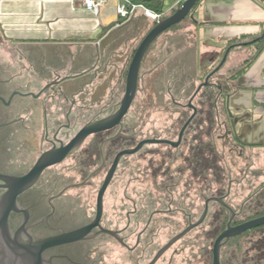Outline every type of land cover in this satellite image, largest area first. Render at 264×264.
I'll list each match as a JSON object with an SVG mask.
<instances>
[{
  "label": "crops",
  "instance_id": "1",
  "mask_svg": "<svg viewBox=\"0 0 264 264\" xmlns=\"http://www.w3.org/2000/svg\"><path fill=\"white\" fill-rule=\"evenodd\" d=\"M82 1L0 0V44L13 53L19 66L27 62L25 73L18 75L9 74L5 63L0 65L7 72L6 77L19 85L22 82L44 85L52 73L65 76L74 71L83 75L91 66L109 58L105 71L98 73L85 87L86 106L80 120L84 124L107 112L120 100L129 58L155 22L141 9L122 21L117 13L120 0H107L97 15L86 9ZM183 1L161 0L162 14H171ZM112 24L115 26L102 34V30ZM263 31V0H199L190 18L166 30L150 45L141 62L136 97L143 93L142 104L151 110L171 104L172 97L185 102L203 81L205 71L220 61L231 41H249ZM248 60L249 63L244 64ZM220 73L225 76L235 73L233 80L239 82V91L231 99V110L246 113L250 122L254 121L258 129L264 131V49L258 54L255 47L233 49ZM36 88L31 84L33 91ZM75 88V83L68 85L65 91L70 99L67 102L62 99L65 103L61 101V104H71ZM31 106L32 103L27 104L20 115L26 122L25 137L32 133V119L40 123L44 117L41 106ZM222 108L225 110L224 104ZM131 127L124 122V128ZM224 143L217 142L216 148ZM237 148V155L230 153L226 160L227 169L232 176L234 168L242 169V165L248 164L245 173L252 175L249 179L256 190V211L264 210V145ZM115 178L123 179L119 175ZM243 182L228 181L232 195L236 183ZM232 244L222 248L224 262L230 257Z\"/></svg>",
  "mask_w": 264,
  "mask_h": 264
},
{
  "label": "water",
  "instance_id": "2",
  "mask_svg": "<svg viewBox=\"0 0 264 264\" xmlns=\"http://www.w3.org/2000/svg\"><path fill=\"white\" fill-rule=\"evenodd\" d=\"M198 2L199 0H184L174 12L166 16L162 14L160 19L154 21V26L142 37L139 44L134 49L131 57L129 58V63L127 65L125 74L124 92L120 100L116 102L107 112H105L107 113L106 115L103 113L97 117L90 118L89 121L82 124L67 140L62 139L61 135L64 130H69L72 126L69 122L62 124L63 113L60 99H63L66 102L70 99L65 90L68 88V85L71 82L75 83L76 88L72 93L73 100L70 104V107L66 111L65 117L67 120L69 117L77 119L78 116L82 114V110H84L86 106L85 99L87 91L85 87L96 78L98 73L105 71L106 67L110 63L109 58L102 60L99 65L91 66L84 73H82L83 75H77L78 73H73L74 71H70L69 75L65 76H61L56 72L52 73L50 81H46L44 85H40L41 83L38 84V82L33 83L37 86V90H31L30 83V86L28 87L29 90L27 92L13 93L7 99L6 104L9 105L12 102L13 97H15L17 94L18 97H15L17 107H25L29 103H32V108H39L41 106L45 119L44 140L49 143V147L44 149L37 156L34 163L23 174L10 175L0 173V188L4 190L0 196V234L8 245L14 241L17 248L26 252L21 255L28 257V264H44L45 259L42 255L43 252L58 248L60 246L92 239L100 233L108 234L109 236L116 238L121 245L126 246L122 239L118 237L116 232L102 229V226L99 223L103 215L105 192L116 174L120 161L122 158L132 156L140 152L147 145H167L174 149L178 148L182 142L186 129L197 115V107L194 104V99L200 94L203 88L212 87L216 92V108L217 103L222 100L225 106L228 122L224 124L225 131L219 138L224 139V145H227L230 139L236 143H239L236 129V123L239 120L234 119V112L231 110V106L229 105V98L233 92L235 84V81L233 80L235 73L225 76L221 75L220 71L225 64L229 53L233 49L245 48L246 46L252 45L256 41L263 39L264 31L260 36L252 40L238 41L230 44L223 51L220 61L212 69L205 71V77L203 81H201L193 89L187 100V103L185 104V107L191 110V114L181 126L176 140L160 137L143 138L139 140L133 147L123 148L116 152L97 191L94 217L90 223L71 231H60L59 234L50 236H35L26 232V229H30L31 227H34L38 224V222H33L28 227H25L30 219L36 220L35 218L40 215L37 212L42 208V204H39L32 213V216H30L29 208L23 207L22 204L18 202V197L25 194L30 188H32L44 171L50 167L62 163L68 157L80 150L88 138L98 133L110 131L114 128H117V133L121 132L124 127L125 118L137 95L138 84L140 80V66L144 55L146 54L150 45L166 30L179 24L185 18H190L191 11ZM114 26L115 24L105 27L102 30V34H106ZM47 78H49V76ZM40 82L43 81L41 80ZM29 97L32 98V102L29 100ZM0 100L5 102L6 99L1 95ZM18 111H20V109ZM47 117L49 118V121H47ZM17 121H19L20 127L16 129V131H25L24 128L26 126V122L24 119L19 117L17 120H14V122ZM217 124L219 125V122ZM49 130L51 133H49ZM20 145V142H18L15 145V148L20 149ZM210 202H216L220 204L229 213V218L225 229L216 237L213 242L211 249V264H221V248L228 240L264 225V215L235 224L234 218L236 213L232 207L226 203L224 197L213 196L207 198L205 200L204 208L200 217L196 221L188 223V225L182 231L174 235L165 245L160 247L148 264H156L158 259L164 255L166 251H168L176 242L181 240L190 231L200 226L208 214ZM11 213H22L23 215L22 223L14 234V237H12L10 234L11 229L8 223ZM96 228L101 232L91 235V232ZM21 233L26 235L28 240L31 241L29 244L20 242L19 238L16 237V234ZM10 249L13 250V246H11ZM53 258L55 259L56 257L48 258L50 264H54L52 261Z\"/></svg>",
  "mask_w": 264,
  "mask_h": 264
},
{
  "label": "flooded vegetation",
  "instance_id": "3",
  "mask_svg": "<svg viewBox=\"0 0 264 264\" xmlns=\"http://www.w3.org/2000/svg\"><path fill=\"white\" fill-rule=\"evenodd\" d=\"M6 73L7 72L4 70V67L0 65V96L2 95L6 99L5 102L0 100V173L10 174V175H21L24 172H26L34 162L29 164L26 170L20 172L17 170V167H19V165L17 162L14 161L13 154L21 153L27 156L28 154H32L33 151H35L36 153L37 151L35 147L37 146L36 144L41 145L45 143L49 145V143H47L44 140V133H45L44 117L42 119V122L40 123H36L34 122V118L32 119L33 129H32V133L30 134L31 136L28 135L25 137L24 131L22 130L16 131V129H18L20 126H19V121L14 122V120H17L20 117L25 107L22 106L19 108L16 106L15 101L16 98L18 97L17 94L15 95L16 98L13 97L12 102L9 105L6 104V101L13 93L27 92L29 90L28 87L30 86V83L33 84L34 82H27L28 85L27 83L24 84V82H22V84L19 85V82H17L16 80L7 78ZM47 81H50V79ZM239 88H240L239 82L235 81L233 92L229 98V105L231 103V99L234 96V94L238 93ZM35 90H37V88L34 89V91ZM29 100L32 101V98L29 97ZM171 100H172L171 104L175 105V107L178 109L179 114L183 110H186L187 107H185V104L187 103L188 99L185 102H181L180 100H175V98L172 97ZM61 101L63 100L60 99V102ZM220 104L221 106H219ZM222 104H224L223 100L217 103L216 120L217 121L219 120L218 121L219 125L218 124L216 125L215 131L216 129H218V127H220L219 129H221V134L223 135L225 131L224 124L228 122V117L226 115V112H224L225 110L222 108ZM61 105H62L61 109L63 113L62 124H66L67 122H69L70 125L72 126L71 127L72 129L74 125L77 124V122L82 119L83 116L82 114H80L77 119L69 117L67 120L65 114L68 108L70 107V105L67 103ZM19 109L20 111H18ZM106 114L107 113H105V115ZM234 115H235L234 119L239 120L236 123L239 143H236L232 139H230L226 147L228 149L233 150L234 148L237 147L244 148L247 146L251 147L255 145L257 146L264 145V131L258 129L257 126L258 124L255 123L254 121L250 122V119L247 118L246 113L234 112ZM47 121H49L48 117H47ZM71 129L66 131L64 130L61 135V138L64 139L63 136H66ZM219 129L218 131H220ZM215 131H214V135H215ZM49 133H51L50 130ZM221 134L216 135L215 137L213 135L214 142L224 141L223 138H219L220 136H222ZM18 142H20L21 144L20 149L15 148V145ZM160 146H167V145H160ZM216 146L217 143H215V147ZM21 148L24 149L21 150ZM171 149L174 150V148ZM218 149L216 148L217 152ZM231 150H229L228 155L230 153L232 154L233 151ZM218 153L222 158V155L224 153L221 152ZM105 162H106L105 157L104 155H102L100 162L96 161L93 166L86 168L84 170L80 169L81 176L79 181H75L73 177L71 178H67V177L65 178L61 176L48 177L46 176V171H44V173L40 176L36 184L32 188H30L25 194L20 195L18 197V202L21 203L23 207L29 208L30 216H32V213L34 212L35 208L39 204H42V208L39 209V211L37 212L40 215H38L37 218H35L36 220L30 219V221L25 225V227H28L33 222H38V224L35 225L34 227H31L30 229H26V232L28 234H32L35 236L38 235L50 236V235L59 234L60 231H71L73 229L82 227L90 223L94 217L96 195L101 184L98 186V189L95 191L96 193L94 196V209L91 214L87 215L85 213V210L82 209V206L78 205L79 202L75 204V201H79L78 198H80L83 195L82 192L84 188L104 168ZM84 171L86 172L85 174ZM114 179L115 176L113 180ZM112 182L110 183L109 187L111 186ZM109 187L107 188L105 195L108 192ZM126 190H128V186L124 187L122 192L123 195L125 194ZM3 191L4 190L0 188V196L3 193ZM112 192L114 193V191ZM213 193L210 196H207L203 199L204 203L207 198L217 196L215 195V193L214 194ZM105 195H104V199H105ZM217 197H224L226 203L232 207V209L236 213L234 221L235 224H237L236 223L238 217L237 209L239 208H235V206H233L234 203L233 196L230 193H226L224 189V194L222 196H217ZM204 203H203V208H204ZM213 204L220 205L216 202H210L209 211L204 222L195 229L202 228L204 225L208 226V230L210 229L211 214H212V212H210V208L212 207ZM132 207L130 208L131 210L129 211L127 210L126 207L121 208L119 210L120 215L117 216V220L108 217L104 213V208H103V215L99 222L100 225L102 226V229L116 232L118 237L122 239V241L126 244L127 247L121 245L116 238L111 237L108 234L100 233L101 231L96 228L91 232V235L97 233L100 234L92 239L60 246L58 248L43 252L42 255L45 259L44 264H50L48 260V258L50 257L51 258L56 257L55 259L54 258L52 259L54 264H121V263L148 264L152 260L156 252L160 249L159 244L154 245L156 243L155 236L160 237V224H159L160 210L153 211L149 215V217H147L145 222L141 225L140 220L138 219L139 216V214L137 213L138 210L137 209L135 210ZM202 211L203 209L197 216H193L185 213L184 215L186 218V226L188 225V223L196 221L200 217ZM121 214H123V217L121 216ZM208 218H209V223L206 224ZM22 219H23L22 213L10 214L8 223L11 229L10 234L12 237H14V234L19 229L22 223ZM195 229H193L192 231H194ZM205 233H204V238H205ZM185 236L181 240H183ZM16 237H18L19 241L24 244H29L31 242L23 233L16 234ZM132 239H133V243H131ZM205 240L209 241V248L204 249L203 248L204 246L200 248V250L197 252L198 253L197 258L202 259V261L203 260L206 261L204 263H209L208 251L212 249V246H210V240H208L207 238H205ZM151 245H154L151 248L153 255L144 261L143 258L146 255V252L149 253L150 250H148V247ZM224 245L222 246V248L224 247ZM9 246L10 247L13 246V250L10 249ZM116 247L124 248L126 252L125 262H122L121 257L118 258V260L110 262L109 258H111L112 255L114 254V251L112 250H114ZM183 250L180 251L179 253H174L173 257L177 256L178 254H181ZM24 253H26L24 252V250L19 249L15 246L14 241L9 243L8 245L5 242V240L2 238V235L0 234V264H28L29 263L28 257L21 255ZM161 257L158 259L156 264H172L173 259L158 263ZM220 258H221V254H220ZM119 261H121V263H119Z\"/></svg>",
  "mask_w": 264,
  "mask_h": 264
},
{
  "label": "rangeland",
  "instance_id": "4",
  "mask_svg": "<svg viewBox=\"0 0 264 264\" xmlns=\"http://www.w3.org/2000/svg\"><path fill=\"white\" fill-rule=\"evenodd\" d=\"M7 49L6 46L0 44V63L8 65L9 74L11 75L24 74L27 62H25V64H20L19 66L15 62L16 58L13 53L7 51ZM143 99V93L135 98L124 121L126 125L136 126L134 130L137 134V141L150 137L176 140L178 132L183 124L179 126L178 122L181 118L175 105L168 104L161 107L162 109L159 107L158 110L145 109L142 111L141 109L140 111ZM190 114L191 112L188 113V117ZM81 122L82 121H80L79 124L77 122L67 135L63 136L64 140H67L75 133V131L83 124ZM194 133L195 130L192 127L189 130V134L183 136L182 142L177 149L173 150L168 146L147 145L140 152L122 158L116 171V175L122 176L123 180H118L116 178L113 180L105 195L104 213L108 217L117 220L121 208L126 207L129 211L133 206L132 208L138 210L137 213L139 216H137L142 225L153 211L160 210V237L155 236L156 243L154 244H159V247L163 246L171 237L179 233V231L186 226V218L184 214L186 213L197 216L203 209V199L210 196L216 187L213 180L211 181L210 178L201 182L191 178L190 171L184 168L185 164L180 156L187 155L189 142ZM91 139V137L88 138L80 150L83 147H86ZM36 145V153L33 151L32 154H28L27 156L21 153L13 154L14 161L19 165V167H17L18 171L22 172L26 170L29 164L36 160L38 154L42 152L44 148L49 146L45 143ZM22 149L24 148H21V150ZM80 150L68 157L62 163L48 168L46 170V176H61L65 178L73 177L75 181H79L81 167L79 163V154L77 153ZM111 161L105 162L104 168L84 188L82 192L83 195L78 198L79 201H75V204L79 202L78 205L82 206V209L85 210L87 215L91 214L94 209L95 191L103 181ZM221 165L225 169V182L223 183L225 186L231 179L237 180V182L238 180H242L241 177L244 176L243 172H240V175H236V172L239 170L238 167L234 168L235 174L233 171L231 176L229 169H227L229 167L228 162L223 161ZM247 166L248 164H246V166L242 165L241 168L246 169ZM244 180V184L238 185V183H236L234 188L235 196L233 198V206L239 208L237 209L238 217L237 220L235 219L236 221L244 218V213L241 209L245 211L248 209V206L254 207L255 203H257V200H255L256 198L254 197L256 190L253 188L254 185H252V180L248 178H244ZM127 186L128 190H126L123 195V189ZM112 191H114V193ZM217 208V204H213L210 208V212H213ZM245 215H249L247 211L245 212ZM121 216L123 217V214H121ZM208 223L209 218L206 224ZM206 231H208V226L204 225L202 228L190 232L183 240H179L175 243L174 246L161 257L158 263L173 259L172 264H209L204 263L206 261L197 258V252L200 248L203 246L204 249L209 248V241L204 238V233ZM256 237L257 233L248 237H243L240 240L242 243L240 251H237L235 256H233V253L231 254V257H234L232 264H239L242 258L243 262L246 259V264L253 263L255 252L248 253L246 252V249L249 246V239H255ZM131 243H133V239ZM154 245L148 247V250L150 251L149 253L146 252V255L143 258L144 261L153 255L151 248ZM232 245L233 248L231 251L233 252L236 249L234 243ZM182 250L183 252L181 254L173 257L174 253H179ZM112 251H114V254L109 258L110 262L118 260L120 257L122 262H125L126 252L124 248L116 247ZM119 263H121V261H119Z\"/></svg>",
  "mask_w": 264,
  "mask_h": 264
},
{
  "label": "trees",
  "instance_id": "5",
  "mask_svg": "<svg viewBox=\"0 0 264 264\" xmlns=\"http://www.w3.org/2000/svg\"><path fill=\"white\" fill-rule=\"evenodd\" d=\"M133 3L142 4L147 9L162 14V2L161 0H131ZM264 1V0H263ZM180 6V5H179ZM177 6L174 11L179 7ZM173 11V12H174ZM185 18L182 22H184ZM180 22V23H182ZM179 23V24H180ZM178 25V24H177ZM236 42L231 41L230 44ZM248 48L255 47L256 54L260 53L264 49V38L254 42ZM250 60L244 64L249 63ZM216 92L212 87L203 88L200 94L194 99V104L197 107V115L193 119L185 131L184 136L189 134V130L193 127L195 133L189 142V148L187 155H181L183 163L186 169L190 171V177L196 179L198 182L203 180H213L215 187V195L222 196L224 194V182H225V169L221 165V156L216 150L215 142L213 140L214 131L217 125L216 120V105H215ZM148 109L146 104H142L140 111ZM191 110L186 108L180 113L179 126L182 125L185 119L188 117V113ZM124 128V127H123ZM136 126L131 128H124L120 133L117 134V128L110 131L98 133L93 135L91 140L87 143L86 147H83L77 154H79V163L81 169H86L95 164V162L101 161V156L104 155L105 161H111L117 151L123 148L133 147L138 141L137 134L135 133ZM86 172L84 171V174ZM218 208L211 214V225L210 229L205 233V238L210 240V246L213 245L216 237L225 229L229 213L227 210L217 205ZM249 215H245V212ZM244 218L236 221L241 223L249 219L264 215V210L256 211V207L248 206L247 210H242ZM257 233V237L249 239V246L246 252H255L253 263L251 264H263L264 262V225L258 228L252 229L244 234L232 238L226 242L225 245L234 243L235 251H231L233 256L236 255L237 251L241 249V239ZM224 245V246H225ZM230 254V258L227 261H223L222 257L221 264H232L233 258ZM222 256V250H221ZM209 264H211L212 253L208 251ZM246 259L243 262V258L239 264H246Z\"/></svg>",
  "mask_w": 264,
  "mask_h": 264
},
{
  "label": "built area",
  "instance_id": "6",
  "mask_svg": "<svg viewBox=\"0 0 264 264\" xmlns=\"http://www.w3.org/2000/svg\"><path fill=\"white\" fill-rule=\"evenodd\" d=\"M106 2H107V0H83L81 4H82L86 9L90 10L94 15H97V14L99 13L100 8H101ZM140 9L143 11L144 15H145L147 18L151 19L152 21H156L157 19H160V18L162 17V14L157 13V12H154V11H152V10H150V9H147V8H146L145 6H143L142 4L133 3L131 0H120L119 4H118V6H117V13H118L120 19H121L122 21H124V20L129 19L132 15H134V14H135L138 10H140ZM218 121H219V120H218ZM218 121H217V122H218ZM219 128H220V127H218V129H219ZM218 129H216L214 137H215L216 135H220V134H221V129H219L220 131H218ZM222 132H223V131H222ZM221 135H222V134H221ZM231 151H233V152H232L233 156H236L237 153L239 152V149H238V148H234V149L231 150ZM218 152L224 153V154L222 155V158H221L222 162L228 160L229 155H228V153L225 154V152H227V147H226V145L223 144V145L221 146V148L218 149ZM242 170H243V171H242ZM245 170H246V169H239V171H237V173H236V175H237V174L240 175V172H243L244 176L241 177V178H242V181L244 180V178H247V176H248V179L250 178V174L245 173ZM244 182H245V180H244ZM244 182L241 183V184L239 183L238 185H242V184H244ZM224 189H225L226 193H230V194H231V190H230V187H228V185H226V186L224 187ZM215 190H216V189H214V191H215ZM231 195H232V194H231ZM232 196H233V198H234L235 194L232 195Z\"/></svg>",
  "mask_w": 264,
  "mask_h": 264
}]
</instances>
